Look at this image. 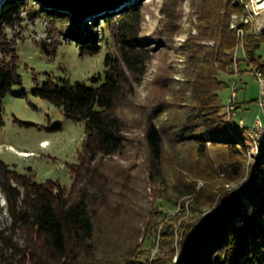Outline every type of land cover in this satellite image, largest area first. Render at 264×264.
I'll return each instance as SVG.
<instances>
[{"label":"trees","instance_id":"trees-1","mask_svg":"<svg viewBox=\"0 0 264 264\" xmlns=\"http://www.w3.org/2000/svg\"><path fill=\"white\" fill-rule=\"evenodd\" d=\"M131 1L0 0V124L3 96L21 82L6 30L20 22L23 10L62 26L63 9L82 27L87 21L95 25L100 16L118 47L115 58H104L103 81L93 77L87 85L48 79L34 89L66 116L85 121L84 138L76 162L68 165L69 188L51 179L37 182L0 159V191L7 204V220L0 225V264H264V144L248 160V142L226 120L219 96L222 75L231 73L234 64L236 34L230 17L242 9L234 0H213L210 16L200 19V35L182 48L183 79L170 88L173 100L144 115L141 136L131 139V126L118 107L134 92L150 58L149 49L138 42L141 15ZM114 7L118 10L111 16ZM169 27L171 35L175 31ZM244 29L246 57L264 70L258 53L264 35L248 25ZM95 39L92 32V44ZM203 39L211 43L198 42ZM95 51L90 41L80 46L81 53ZM164 111L169 120L160 125L156 118ZM135 142L138 163H113L112 156ZM243 177L241 186L225 187V181ZM139 181L183 199L182 210L187 208L190 216L183 218L181 210L162 222L151 209L139 222L134 211ZM160 224V249L143 257L138 234L151 235Z\"/></svg>","mask_w":264,"mask_h":264},{"label":"rangeland","instance_id":"rangeland-1","mask_svg":"<svg viewBox=\"0 0 264 264\" xmlns=\"http://www.w3.org/2000/svg\"><path fill=\"white\" fill-rule=\"evenodd\" d=\"M131 2L139 9L141 15V25L137 33L138 42L150 52L141 80L134 82V92L118 107V112L128 119L131 126L127 136L136 139L141 136L143 116L150 113L158 104L165 105L173 100L170 88L176 87L183 79L182 48L191 37L200 35L198 30L200 19L206 15L210 16L213 0H132ZM110 10L109 15L112 16L117 12L118 7ZM66 13L64 9L65 17L60 20L63 22L64 26H62L58 23L49 24L44 17H35L28 14L27 10H23L20 22L6 30L8 38L14 42L21 82L13 84L2 98L0 159L19 173L34 175L37 182L51 179L69 188L71 175L68 165L76 162L84 138L85 121L66 116L61 106L36 95L33 91L48 79L55 83L65 81L71 84L78 81L87 85L92 84L93 77L98 80L97 82L103 81L106 71L104 58L107 55L111 59L115 58L118 47L110 29L104 25L100 16L96 17L95 25L88 24L90 21H87L83 22L82 27L81 24H74ZM252 21L254 26L260 27L259 30L252 31L264 35L262 32L264 17L257 16ZM167 26L175 32L168 35ZM69 27L72 28L67 31ZM92 32L96 34L94 44L91 40ZM76 34L79 39L72 36ZM85 41H90L91 45L95 46V53L80 52V46ZM198 42L211 43L206 39ZM236 45L237 42L235 47ZM258 53L264 60V44L261 45ZM237 54L240 58L238 60L240 73L234 81L239 105L232 122L237 134L248 142L244 149L248 160H251L257 150L249 143L247 127L252 125L259 112L256 105L258 83L252 72L248 70L242 50ZM222 79L224 87L219 90V96L225 111V104L231 93L233 75L225 73ZM239 119L243 121L245 127L243 131L237 127ZM156 120L160 125L166 124L169 120L168 112H161ZM182 145L187 146V144ZM25 152L27 154L23 155ZM139 155L135 142L128 145L122 155H114L111 159L113 163L129 167L140 161ZM177 159H181V154L177 155ZM28 168L30 171H27ZM243 182L244 177L224 183L225 187L231 189L241 186ZM197 185L202 186L203 181L199 180ZM135 200L137 203L134 211L139 212V222L141 218L147 217L146 213L151 209L154 213L157 212L158 219H163L162 222L182 210L180 200L183 199L169 197L162 193L158 186L142 181L137 184ZM187 203L184 202L185 205ZM6 205V200L0 191V225L7 220ZM183 213V218L190 216L187 208ZM175 223L177 224V221ZM138 227L144 231L141 223ZM160 227L161 224L157 229L152 228L153 234L144 238L142 233L138 234V243L143 242L141 246L143 257L150 258L160 249ZM177 237L175 236V239H178Z\"/></svg>","mask_w":264,"mask_h":264},{"label":"bare ground","instance_id":"bare-ground-1","mask_svg":"<svg viewBox=\"0 0 264 264\" xmlns=\"http://www.w3.org/2000/svg\"><path fill=\"white\" fill-rule=\"evenodd\" d=\"M234 2H236L239 5V7L242 9V13L241 12L240 13H234L231 15V18H230L231 19L230 28L232 30H234V32L236 33L237 38H238L237 45L235 48H233L234 49V53H233L234 64H233L232 69H231V74L233 75V82L231 85H236L234 79L237 77V67L239 70L238 60L240 58L238 57L237 52L242 50L243 58H244V61L246 62V64H247L246 59H248L246 57V54L244 51V40H243L244 35H242V30H241V26H240V19H246L247 18V22L249 23V24H243V31H245L244 27L246 25L249 26L250 30H254V29L259 30L260 29V27L254 26V23H253L254 21H252L255 17L258 16V9H257L258 0H249V2H247V3L245 0H234ZM262 32H264V31H262ZM252 68L255 71H262L259 67L255 66L254 64H252ZM230 88H231V86H230ZM234 94H235V100H229V109L231 112V116H230V113L227 109V101L225 104V111L224 112L226 113V120L228 122L232 121V117L234 116V114L236 113V109L238 108L237 107V87H234ZM256 105L258 107V110H260V102H256ZM254 121H255V119H254ZM258 125L260 127H264V112H259ZM237 127L238 128H245L243 125L242 119H239ZM247 135H248V138L250 139V143L252 144L253 147H255V149H257L258 145L264 144V128H261V131H260V130H258L257 127L249 125L247 127ZM25 154H27V153L26 152L23 153V155H25Z\"/></svg>","mask_w":264,"mask_h":264},{"label":"built area","instance_id":"built-area-1","mask_svg":"<svg viewBox=\"0 0 264 264\" xmlns=\"http://www.w3.org/2000/svg\"><path fill=\"white\" fill-rule=\"evenodd\" d=\"M246 3L249 2V0H245ZM258 16L264 17V0H258ZM243 24H249L247 22V18L246 19H240V26H241V30H242V35H244L245 31H243ZM236 42H238V38H236ZM247 60V64H248V70H250L252 72V74L254 75V77L257 80L258 83V90H257V96H256V102H260V110H258L259 112H264V70L262 71H255L252 68V63L250 62L249 59ZM240 73V70H238L237 67V76ZM234 87H236V85H231V93H230V97L229 99H227V109L230 113L231 116V112L229 109V100H235V94H234ZM239 105V104H238ZM259 112L255 117V121H253L252 126H255L258 128V130L261 131V128L264 127H260L258 125V118H259Z\"/></svg>","mask_w":264,"mask_h":264},{"label":"water","instance_id":"water-1","mask_svg":"<svg viewBox=\"0 0 264 264\" xmlns=\"http://www.w3.org/2000/svg\"><path fill=\"white\" fill-rule=\"evenodd\" d=\"M63 11H64V9H63Z\"/></svg>","mask_w":264,"mask_h":264}]
</instances>
